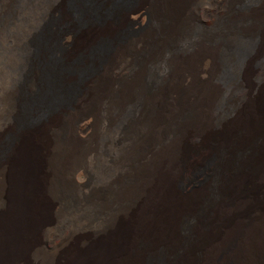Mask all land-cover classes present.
<instances>
[{"label":"bare ground","instance_id":"bare-ground-1","mask_svg":"<svg viewBox=\"0 0 264 264\" xmlns=\"http://www.w3.org/2000/svg\"><path fill=\"white\" fill-rule=\"evenodd\" d=\"M44 1L0 0V264H264V0H78L17 125Z\"/></svg>","mask_w":264,"mask_h":264},{"label":"rangeland","instance_id":"rangeland-1","mask_svg":"<svg viewBox=\"0 0 264 264\" xmlns=\"http://www.w3.org/2000/svg\"><path fill=\"white\" fill-rule=\"evenodd\" d=\"M239 1H241L243 6L246 5V3H249L248 0H239ZM44 3L45 1L43 2V4ZM59 5L63 6L64 7L63 10L66 11V13L69 15V19L67 21L60 20L59 15H58V11L60 8ZM40 10H41L40 15L38 17L39 19L37 18L35 23L32 24L28 30H26L27 34L25 33L20 34L19 32L20 39H22L21 47L24 50L21 49L20 47V50L18 52L20 53L19 55H20V60H21V69H20V75H18L16 84H14L17 90L16 91V96H17L16 103H17L18 111H17V114L15 115V123L17 125H22L24 123L25 118H26L25 115L27 112L26 108H28L27 105L29 101L35 98L34 94L27 93L26 85L28 83V78L30 77L31 70L37 64L36 59H37L39 50L41 49V47L46 45L49 49V55L54 56V54L57 51L63 49L62 40H60L61 33L64 32V30L67 28H70V29L75 28L82 22L81 17H80L81 9L79 8L78 0H61L59 3H58V0H47V3H45L44 6H42ZM153 13H154L153 14L154 17L152 18V25L156 24L155 21L156 19H158L160 15L156 9H154ZM208 22L193 23L191 25L192 26L191 33L195 35V34H201V33L211 34L212 32H216L215 28L211 25V23H208ZM142 26H145V24H136L132 20H129V21L127 20L121 25L120 31L121 33H125V34L148 31V30L143 29ZM151 28L154 32V27H151ZM147 33H150V32H147ZM107 43L108 42L106 38L99 39L95 47L96 50L105 49L107 47ZM72 48L73 49L76 48L75 45H73ZM72 48H70V50ZM77 57L78 55L76 54L74 58L76 59ZM54 59L53 61L55 63L56 60ZM63 67L69 70H72V71L74 70V67L70 64L63 66ZM228 71L229 70L226 69L223 77H225V75L228 74ZM10 138H11V135L8 133V134H5V137H3V140L6 143L10 140ZM211 159L213 158H210L209 161H207L204 164H200L198 167L195 168V171L192 175L194 180L199 175H201L203 171H205L204 168L211 161ZM143 258H144L143 264H151L153 260H155L157 264H162V259H161L162 254L160 252H158L155 256L148 255Z\"/></svg>","mask_w":264,"mask_h":264}]
</instances>
